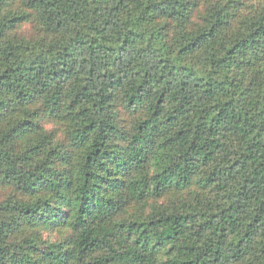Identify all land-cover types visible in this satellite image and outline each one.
Wrapping results in <instances>:
<instances>
[{
	"label": "trees",
	"instance_id": "16d2710c",
	"mask_svg": "<svg viewBox=\"0 0 264 264\" xmlns=\"http://www.w3.org/2000/svg\"><path fill=\"white\" fill-rule=\"evenodd\" d=\"M0 264H264V0H0Z\"/></svg>",
	"mask_w": 264,
	"mask_h": 264
},
{
	"label": "rangeland",
	"instance_id": "374dc122",
	"mask_svg": "<svg viewBox=\"0 0 264 264\" xmlns=\"http://www.w3.org/2000/svg\"><path fill=\"white\" fill-rule=\"evenodd\" d=\"M179 196H168L165 201H161L160 205H171L175 203V199H178ZM56 238V237H55Z\"/></svg>",
	"mask_w": 264,
	"mask_h": 264
}]
</instances>
